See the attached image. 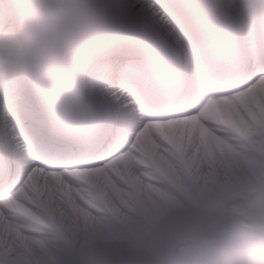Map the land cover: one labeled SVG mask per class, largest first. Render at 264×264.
<instances>
[{"label": "snow or ice", "instance_id": "snow-or-ice-1", "mask_svg": "<svg viewBox=\"0 0 264 264\" xmlns=\"http://www.w3.org/2000/svg\"><path fill=\"white\" fill-rule=\"evenodd\" d=\"M103 7L84 43L38 54L0 88V264H264L185 246L147 213L148 170L207 131L172 80L185 34L205 32L196 20L217 0ZM235 12L225 33L250 34L262 51L226 74V100L264 111V0H235ZM102 212L126 226L119 237Z\"/></svg>", "mask_w": 264, "mask_h": 264}, {"label": "bare ground", "instance_id": "bare-ground-1", "mask_svg": "<svg viewBox=\"0 0 264 264\" xmlns=\"http://www.w3.org/2000/svg\"><path fill=\"white\" fill-rule=\"evenodd\" d=\"M77 1L95 19L87 33L82 32L84 36L73 24L66 0H16L2 14L9 15L0 20L5 91L11 88L13 76L38 54H67L87 40L105 15L106 0ZM217 4L197 18L196 25L205 30L194 33L197 37L207 36L235 18V0H217ZM16 9L25 12L18 15ZM205 13L212 15L211 21L202 20ZM17 23L23 25L21 33ZM9 25L15 30H8ZM230 35L238 39L248 34ZM191 50L185 35L178 72L183 71L188 80L197 65ZM250 107L251 112L226 98L209 100L199 111L207 131L181 149L165 152L161 169L148 170L144 181L151 185L145 196L147 213L158 228L188 247L206 245L236 259L258 261L264 255V111ZM99 215L102 222L114 224L118 237L125 231L126 226L108 213ZM127 215L144 218L132 211Z\"/></svg>", "mask_w": 264, "mask_h": 264}, {"label": "clouds", "instance_id": "clouds-1", "mask_svg": "<svg viewBox=\"0 0 264 264\" xmlns=\"http://www.w3.org/2000/svg\"><path fill=\"white\" fill-rule=\"evenodd\" d=\"M212 15L205 13L203 21H211ZM215 45L213 43H199L191 50L195 57L212 59L214 56ZM257 44L249 35H245L240 41L234 44L231 56L236 61H247L255 56Z\"/></svg>", "mask_w": 264, "mask_h": 264}, {"label": "water", "instance_id": "water-1", "mask_svg": "<svg viewBox=\"0 0 264 264\" xmlns=\"http://www.w3.org/2000/svg\"><path fill=\"white\" fill-rule=\"evenodd\" d=\"M69 2L75 8V18L79 23V27L83 30H87L88 26L93 23L92 14L74 0H70Z\"/></svg>", "mask_w": 264, "mask_h": 264}, {"label": "rangeland", "instance_id": "rangeland-1", "mask_svg": "<svg viewBox=\"0 0 264 264\" xmlns=\"http://www.w3.org/2000/svg\"><path fill=\"white\" fill-rule=\"evenodd\" d=\"M80 3V2H79ZM66 5L67 6H69V4L66 2ZM80 5L81 6H83V7H85L82 3H80ZM69 8L71 9L70 10V12H71V19L73 20L72 22H73V24L75 25V26H77V23H76V21H74V14H73V11H72V8L69 6ZM96 18H98V17H96ZM82 34V33H81ZM83 36H84V34H82ZM52 49V48H51Z\"/></svg>", "mask_w": 264, "mask_h": 264}]
</instances>
